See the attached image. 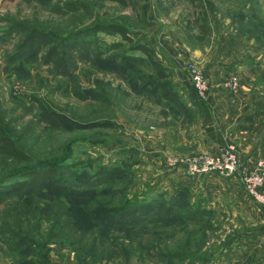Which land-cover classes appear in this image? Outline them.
Returning <instances> with one entry per match:
<instances>
[{
  "label": "rangeland",
  "instance_id": "rangeland-1",
  "mask_svg": "<svg viewBox=\"0 0 264 264\" xmlns=\"http://www.w3.org/2000/svg\"><path fill=\"white\" fill-rule=\"evenodd\" d=\"M124 1L126 6L114 0H0V130L25 156L22 163L0 154V187L22 180V173L30 168L57 166L68 179L71 172L86 178L101 166L124 174L94 200V196L86 200L64 195L37 200L41 208L49 205L51 211L28 218L23 228L44 247L50 264H165L166 256L185 249L192 256L205 223L150 226L133 234L88 225L73 232L67 224L61 230L62 221L75 215L79 204L93 206L95 201L99 207H118L127 200L166 197L179 190H185L181 194L191 205L201 203L216 212L201 251L204 259L210 264H264V208L247 195L239 177H191L187 165H173L227 148L214 153L215 144L207 141L211 131L205 124L206 107L214 86L223 83L232 92L226 87L232 76L240 84L254 79L253 100L264 101V69L244 72L236 61L227 68L215 67L227 61L226 53L230 60L246 61L250 56L253 61L256 56L264 64V48L254 40L259 53L250 47V40L244 45L232 41L244 36L234 20L237 14H251L252 8H258L264 17V0ZM179 7L187 9L184 18ZM100 24L128 27L135 41L152 45L168 79L159 81L147 63L136 65L129 75L108 66L107 58L120 57L130 49L120 36H85ZM35 30L46 36L39 48L28 42ZM167 30L180 36L184 49L204 53L183 56L181 61L165 54L168 47L160 45L159 37L167 36ZM71 36H81L78 45L93 43L103 53L102 59H83L79 47L69 45ZM118 44L121 47H113ZM50 50H57V56L51 59ZM189 65L209 81L205 97L195 90ZM158 83L178 95L174 109L149 95ZM47 114L57 120L49 123ZM14 207V200L0 204V229L6 227L13 236L19 234ZM190 233L192 237L186 236ZM93 243L98 255L82 263L79 250ZM17 260L0 242V264H18Z\"/></svg>",
  "mask_w": 264,
  "mask_h": 264
},
{
  "label": "trees",
  "instance_id": "trees-1",
  "mask_svg": "<svg viewBox=\"0 0 264 264\" xmlns=\"http://www.w3.org/2000/svg\"><path fill=\"white\" fill-rule=\"evenodd\" d=\"M52 0H42L44 3H50ZM126 6L124 0H114ZM252 13L247 14L242 12L237 14L238 16L234 20L239 23L240 31L244 34L247 40H254L258 45L264 48V17L261 16L258 8H252ZM100 33H105L113 36H120L124 44L129 47L131 52H124L120 57L113 55L107 58L106 64L114 66L117 71L129 75L136 65L147 63L156 70L157 79L159 81H165L168 79L166 68L161 60H159L155 48L149 43L142 41H135L131 36L128 27L120 26L118 24H100L95 26L92 30L85 35L87 37L97 36ZM46 36L39 30H35L30 36L29 41L31 47L39 48ZM81 36H71L69 41H73L71 48H76L81 53L83 59L93 61L94 59L100 60L103 57V53L94 48L91 42H78L81 41ZM116 48L121 47V44L113 46ZM73 52V51H71ZM141 54V58L131 56V54ZM58 54L57 50H50L49 57L52 59ZM34 55V54H33ZM146 91V90H145ZM160 94V96H158ZM152 98L159 97V101L167 104V107L174 109L179 103L178 95L172 92L168 85L163 83L158 86H154V90L149 94ZM47 121L55 122L57 119L51 116H46ZM0 154L23 163L25 156L23 152L19 150L14 142L2 134L0 130ZM57 166L47 168H30V170L22 173L24 178L6 186L0 187V204L5 200H14L15 215L18 217L16 226L18 227V233L16 235H10L9 230L6 227L0 229V242H4L9 247L10 251L16 254L19 258L18 264H50L43 246H38L34 242L28 232H24V226L28 223V218L36 216L39 213L48 214L51 211V207L45 206L41 208L37 204L39 198L58 197V195L68 196V198H84L86 200L95 199L102 192L101 189H106L113 184L117 183L123 178L121 170L111 167L101 166L97 168L96 172L92 175L83 178L79 177L76 172H71L70 179L65 177V172L59 170ZM179 190L174 194H170L166 197L144 198L127 200L118 207H99L95 205V201H92L93 206H87L85 204H79L75 209V215L70 216L65 222L62 220L61 230H65L67 224H69L73 232L83 229V226L98 227L104 231L110 233H122L133 234L141 232L142 230L153 227H174L177 225L187 227L189 225H199L205 223L202 228V232L198 235V240L192 246L196 251L192 256H188L185 250L177 251L174 255H168L164 258L165 264H210V260L204 259L201 251L207 244V232L212 229L213 224L211 219L215 215V210H207L203 208L201 203L191 205L189 200L181 194ZM105 192V190L103 191ZM106 193V192H105ZM103 193V194H105ZM76 202V200H72ZM208 218V219H207ZM84 223V224H83ZM60 225V224H58ZM203 225V224H202ZM22 231V232H21ZM25 233V234H24ZM194 233L187 234L186 236L192 237ZM15 238V239H14ZM105 240H103V243ZM94 244V243H93ZM90 248H81L79 250V258L82 263L90 258H95L98 255L97 244ZM103 245V244H102ZM33 254L35 257L29 258L28 255ZM29 258L27 260V257ZM38 259V260H37Z\"/></svg>",
  "mask_w": 264,
  "mask_h": 264
},
{
  "label": "crops",
  "instance_id": "crops-1",
  "mask_svg": "<svg viewBox=\"0 0 264 264\" xmlns=\"http://www.w3.org/2000/svg\"><path fill=\"white\" fill-rule=\"evenodd\" d=\"M179 9V14L184 18L187 9L183 7H179ZM195 13L197 14V12ZM159 39L160 45L168 47L164 53H168L175 60L181 61L184 58L183 56L188 59L191 55L204 53L200 50L193 51V53L187 48L184 49L185 45L182 43L180 36L172 30H167V36L163 35ZM232 41L241 43V45L247 43L244 36H236ZM238 47L241 46L238 45ZM250 47L254 51L257 49L259 53L260 47L254 41L250 42ZM225 56L228 57L227 61L218 62V65L215 66L217 69L227 68L228 63L235 61V64L244 72L255 73L260 69H264V64L259 62L260 60H257L256 56L253 61H251L250 56H247L246 61L230 60L227 53ZM254 83V79L242 80L237 93L226 90L223 83L214 86L209 104L206 107L207 119L205 122L208 131H211L207 141L215 144L212 151L218 153L225 147L234 146L241 153V164L250 170L255 169L258 161L264 159V101L259 98L253 100L251 90Z\"/></svg>",
  "mask_w": 264,
  "mask_h": 264
},
{
  "label": "built area",
  "instance_id": "built-area-1",
  "mask_svg": "<svg viewBox=\"0 0 264 264\" xmlns=\"http://www.w3.org/2000/svg\"><path fill=\"white\" fill-rule=\"evenodd\" d=\"M188 70L197 93L205 97L209 91V81L204 74L195 67L189 65ZM226 87L232 92H238L240 80L237 76H232ZM187 165V174L191 177L203 175H219L224 178L239 177L247 195L259 206L264 208V159L259 160L255 169L243 168L241 156L234 146H229L217 155H204L191 160L176 161Z\"/></svg>",
  "mask_w": 264,
  "mask_h": 264
}]
</instances>
